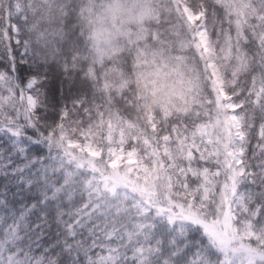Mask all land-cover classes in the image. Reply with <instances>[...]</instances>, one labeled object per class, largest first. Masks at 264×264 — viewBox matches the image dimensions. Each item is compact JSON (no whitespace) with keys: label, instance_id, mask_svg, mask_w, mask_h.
Wrapping results in <instances>:
<instances>
[{"label":"snow or ice","instance_id":"1","mask_svg":"<svg viewBox=\"0 0 264 264\" xmlns=\"http://www.w3.org/2000/svg\"><path fill=\"white\" fill-rule=\"evenodd\" d=\"M0 264H264V0H0Z\"/></svg>","mask_w":264,"mask_h":264},{"label":"trees","instance_id":"2","mask_svg":"<svg viewBox=\"0 0 264 264\" xmlns=\"http://www.w3.org/2000/svg\"><path fill=\"white\" fill-rule=\"evenodd\" d=\"M249 144L246 145V148L248 149V153H249V163L252 165V168H255L258 160L257 159H254L252 157V153H257L259 152V149L256 148V144H257V139L254 135H251L249 137ZM252 169H250L251 171Z\"/></svg>","mask_w":264,"mask_h":264}]
</instances>
